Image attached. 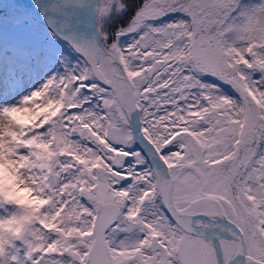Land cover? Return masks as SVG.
I'll return each mask as SVG.
<instances>
[{
    "label": "snow or ice",
    "instance_id": "6c2138e0",
    "mask_svg": "<svg viewBox=\"0 0 264 264\" xmlns=\"http://www.w3.org/2000/svg\"><path fill=\"white\" fill-rule=\"evenodd\" d=\"M97 4L0 89V264H264V0Z\"/></svg>",
    "mask_w": 264,
    "mask_h": 264
},
{
    "label": "rangeland",
    "instance_id": "374dc122",
    "mask_svg": "<svg viewBox=\"0 0 264 264\" xmlns=\"http://www.w3.org/2000/svg\"><path fill=\"white\" fill-rule=\"evenodd\" d=\"M79 7L86 12L87 5H79ZM97 8L96 0L94 10ZM6 16H10V20L8 21L9 25L4 27L3 25H6L4 22L7 21L0 15V34L5 35L7 37L6 40L10 41V43L7 46L4 43L5 41H0V89H5L9 83H12L15 85V93L18 98L39 87L49 76L63 73L65 66L61 62L62 58H67L74 63L79 57V53L74 50L71 51V55L67 53L64 55L57 54L54 50L49 52L50 48L48 45L46 47L47 43L42 39V36L39 37L35 32L31 31L32 26H35L34 22L25 20L20 23L17 20L15 23V19H19L18 12ZM94 19L96 25L98 19L97 10ZM114 21H110V23ZM27 28L31 31L30 36H27ZM50 36V40L56 47L64 45L62 41L53 35ZM66 48L70 50L68 46ZM10 76L16 79L11 80Z\"/></svg>",
    "mask_w": 264,
    "mask_h": 264
},
{
    "label": "trees",
    "instance_id": "16d2710c",
    "mask_svg": "<svg viewBox=\"0 0 264 264\" xmlns=\"http://www.w3.org/2000/svg\"><path fill=\"white\" fill-rule=\"evenodd\" d=\"M8 14H11V13H8V12H0V15L2 16V18L7 21V22H4V24H6V25H3L4 27H7L9 25V22L8 21L10 20V16H6ZM17 20L21 23V22L27 20V18L24 15H21V16H19V19H15V23H16ZM30 24H32V23H30ZM34 25L35 26H32V30L31 31L35 32L37 34V36H39V37L42 36V39L45 40V42L47 43L46 44V47L49 46V48H50L49 49V52L52 51V50H54L55 53L61 54V55H64L66 53L67 54H70L71 53L70 50L66 48L67 45L66 46L64 45V46H61V47H56L53 44L52 40H50L51 39V36L50 35H52V34L46 28H44L42 26H39L38 24H34ZM27 30H28L27 36H30L31 31L29 30V28H27ZM48 33H49V35H48ZM0 36H2V38H3V39L0 38V41L1 42L2 41H5L4 43L7 46H9L8 44L10 43V41L6 40L7 37L5 35H3V34H0ZM17 49H18V46H17ZM15 50H16V48H15ZM10 78H11V80H15L16 79L15 77H12V76H10Z\"/></svg>",
    "mask_w": 264,
    "mask_h": 264
},
{
    "label": "bare ground",
    "instance_id": "6f19581e",
    "mask_svg": "<svg viewBox=\"0 0 264 264\" xmlns=\"http://www.w3.org/2000/svg\"><path fill=\"white\" fill-rule=\"evenodd\" d=\"M94 6H95V0H88L87 7H88V10L91 13L93 12ZM35 7L38 8L40 6L38 5V6H35Z\"/></svg>",
    "mask_w": 264,
    "mask_h": 264
},
{
    "label": "water",
    "instance_id": "95a60500",
    "mask_svg": "<svg viewBox=\"0 0 264 264\" xmlns=\"http://www.w3.org/2000/svg\"><path fill=\"white\" fill-rule=\"evenodd\" d=\"M92 23H93V22H92ZM92 23H91V24H92ZM138 144H139V142H138ZM139 145L141 146V144H139Z\"/></svg>",
    "mask_w": 264,
    "mask_h": 264
}]
</instances>
